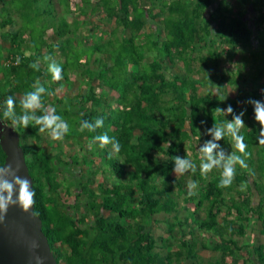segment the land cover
<instances>
[{
	"label": "trees",
	"instance_id": "16d2710c",
	"mask_svg": "<svg viewBox=\"0 0 264 264\" xmlns=\"http://www.w3.org/2000/svg\"><path fill=\"white\" fill-rule=\"evenodd\" d=\"M14 1L0 0V8L5 12H0V25L18 23V29L3 32L12 38L9 41L16 53L12 59L7 58L0 75V105L9 95L18 100L39 78L52 93L45 95L42 103L55 106L69 123L64 139L49 144L52 149L40 146L44 134L34 124L15 129L35 186L34 207L58 263L161 264L162 258L164 264H190L198 256V243L191 239L196 230L189 229L186 234L187 220L179 215L183 195V208L189 211L196 227L218 236L214 250L223 255L241 252L243 263L235 260L236 264H246L256 252L258 262L264 264V243L254 245L251 251L249 245H240L236 238L246 234L252 218L261 222L264 235V146L255 143L258 123L251 122V129L242 130L250 153L246 158L249 168L237 169L230 187H219L216 169L207 177L197 170L191 175L193 180H199L197 188L189 195L181 175L172 171L176 155H187L199 164L197 143L210 138L205 129L214 120L220 122L215 112L217 106L231 104L236 112L246 109V121L253 109L245 101L263 100L256 86L264 88V82L258 83L264 77V0H241L242 11L234 10L224 0H148V4L147 0H58L60 10L55 0H43L48 8L32 9L37 15L17 8ZM21 1L29 5L41 2ZM247 9L256 14L254 25L246 16ZM16 13L19 21L15 19ZM37 16L47 21L43 36L47 41L36 51H32L34 44L30 41L25 47H31L30 55L20 54V63L16 64V55L22 51L21 39L29 31L21 20ZM81 16L89 17L92 40L87 41V35L81 34ZM96 17H101V23ZM37 20L31 21L33 25ZM103 22L109 27L97 35ZM49 29L57 36L56 44L49 40ZM74 38L77 44L82 38V54L73 50ZM254 44V50L250 49L254 65L249 68L245 51ZM42 47L48 52L43 53ZM55 47L63 51V79L69 78L68 66L75 64L77 68L72 72L82 78V87L53 99L56 84L60 85L62 80L52 81L42 66L32 76L29 64L40 56H53ZM240 51L242 55L237 58ZM164 56L171 66L184 68L183 72L168 71ZM224 57L229 63L238 61L236 75L242 84L250 81V92L244 85L238 86L234 95L229 94V85L234 83L231 71L227 69L219 76L215 70ZM251 69L254 72L248 76ZM215 80L217 94L209 89L200 92V84ZM104 86L116 92L117 98L103 94ZM16 111L19 113V107ZM97 116L104 117V128L97 132L108 131L120 142L119 153L111 158V145L103 149L96 144L90 146L95 133L79 130L80 120ZM4 121L10 124L9 120ZM66 139L76 140L83 154H71L64 159L62 144ZM33 142L39 146L35 147ZM220 143L227 151L234 150L230 138ZM5 157L0 142V163L5 162ZM104 164L114 176L108 183L105 179L95 180L99 173L107 174ZM76 166L81 167L78 175L73 171ZM82 166H87L89 172L83 171ZM59 173L64 177L59 178ZM242 183L246 185L244 190L237 187ZM70 196L72 201L68 200ZM190 202L195 203L193 210ZM203 208L205 217H199ZM159 214H164L163 218L156 217ZM159 220L166 224L160 238L153 231V224ZM222 260L206 264H224Z\"/></svg>",
	"mask_w": 264,
	"mask_h": 264
},
{
	"label": "clouds",
	"instance_id": "9594fccd",
	"mask_svg": "<svg viewBox=\"0 0 264 264\" xmlns=\"http://www.w3.org/2000/svg\"><path fill=\"white\" fill-rule=\"evenodd\" d=\"M227 5L228 0H224ZM25 55L29 53L25 52ZM41 59L46 65V71L50 74L52 81H61L63 79V64L58 62L51 55H44L37 58L29 64V67L35 71L40 70ZM21 58L17 56L15 63L19 64ZM264 93V89L261 90ZM51 96L52 93L41 83L40 79L25 90L17 100L13 95L7 96L2 105H0V122L5 119L10 121V127L15 130L17 126L28 128L30 124L37 126L39 133L53 141H62L69 132L68 121L57 112L53 105H44L42 98ZM245 103L250 104L253 109V118L258 122V131L255 135V143L264 146V100L249 98ZM20 111L17 113L16 108ZM38 110L40 114H38ZM216 114L220 117L217 123L214 119L213 124L205 129V134L210 138L205 140L198 148L200 154L199 164L192 160L189 156H174L172 162V171L177 175H189L199 170L201 176L207 177L208 173L216 169L219 175L218 185L222 188L230 187L237 175V166L239 169H248L246 158L250 155L248 144L245 142L243 129H251L246 125L244 116L246 109L236 112L231 104L222 108H215ZM231 119H228V116ZM201 123H205L201 121ZM104 128V117L97 116L92 120L82 119L79 122V130L83 132L95 133L91 137V144H96L100 149L106 145H111V151L108 157L119 153L120 142L115 136H110L108 131L97 132L98 129ZM5 130L0 128V142L3 141ZM230 138V152L220 143L221 140ZM195 139V137H194ZM170 145V142L168 141ZM19 167H13L8 161L0 163V224L5 223L7 212L10 206H18L24 213L31 212L33 218L38 217L35 210V186L30 174L20 175ZM251 174V170H249ZM198 181L189 179L186 182L188 194H193L192 190L197 187ZM245 185L242 183L240 189L244 190ZM37 245H33L36 247ZM35 264H44V257L34 255L31 257Z\"/></svg>",
	"mask_w": 264,
	"mask_h": 264
},
{
	"label": "rangeland",
	"instance_id": "374dc122",
	"mask_svg": "<svg viewBox=\"0 0 264 264\" xmlns=\"http://www.w3.org/2000/svg\"><path fill=\"white\" fill-rule=\"evenodd\" d=\"M228 2H230L234 6V10H236V11H242L243 10V3L241 2V0H228ZM55 3L57 5V9L60 10L61 6L59 5L58 0H55ZM148 3H150V2L147 0V4ZM45 4L46 3L43 2V0H41V2L37 3L36 5H32V4L29 5V3H26V2L21 1V0L14 1V5L17 8L19 7L22 10H26L28 12H31L32 9L41 11L43 8H48V6H46ZM29 6H31V7H29ZM49 7H52V6H49ZM209 12H211V9L209 10ZM2 14L5 15V12ZM29 14L30 15H37L36 13H32V12ZM14 16H15V19H17L19 21V15L16 13ZM43 18H44V16H43ZM34 19H38V20L33 25V23L31 21ZM34 19L26 18V19L21 20V23L23 24L24 29L29 30L28 33L26 32V34L30 35L29 42L32 41L34 44V46H32V51H36L35 49L41 48V45L44 43V41H47L46 39L43 38L44 30L46 28L47 21L38 18V16H37V18H34ZM80 19H81L80 22H82V20H84L83 21L84 23L82 22V26H81V34L87 35L86 36L87 41H89V39L92 40L90 38V35H89V32H91V30H90L91 28H90V24H89V20H88L89 17H87V16L82 17L81 16ZM95 19H98L97 21L101 23V17H96ZM99 25L101 26V28H100V30H98L96 32L97 35H100L101 33H103L105 28L109 27L108 24L104 25V22H103V24H99ZM12 27H13V30L18 29V23L17 24L13 23V25L10 27L9 26H6V27L1 26L0 27V33L8 32ZM6 28H8L9 30H7ZM52 31L53 30H51V29L47 30V35H48L49 39H55V37H54L55 35ZM73 37H75V36H73ZM45 38H46V35H45ZM75 38H74L75 44H72V48L75 52L82 54L83 52H85L83 49L84 47L82 46V38L80 39L79 44H77V42L75 41ZM27 45H28V43L22 44V51L19 53V55H16V57L20 56V54L25 55L24 52L30 51L31 47H28L24 50L25 46H27ZM45 45H49V44L45 43ZM11 46L15 47L13 44H11ZM11 46H9L7 44L3 45L0 42V75H2L4 70H5V62H6L7 58L16 53V49L13 50V48ZM60 46L62 47V45H60ZM52 47H54V46H52ZM85 49H86V52H89V49H87V48H85ZM160 51H161V49H160ZM62 53H63V51H62ZM161 54L164 55L163 50L161 51ZM29 55H30V53H29ZM95 55H98V53H96ZM25 56H28V55H25ZM53 56L58 62H62V64H65L64 63V55L60 54L58 49H57V52L56 51L54 52ZM39 58H42V57L40 56ZM164 58L166 59L165 64L169 68L168 71H171V72L175 71L178 73L183 72L184 68H179L178 66H171L169 64L170 62H169L168 58L165 56H164ZM70 61H72V59H70ZM195 64L197 65L196 62H195ZM41 66L46 68V65L44 64L42 59H41ZM73 68L74 69L77 68L75 64L72 66H70V65L68 66L66 72H67V75L69 78L68 79H62L61 86H63V87L59 88V86H57L56 91L53 94L52 98L53 97L55 98L57 95H59V94L61 95L63 93H66L67 94L66 96H68L69 94L74 92V91H72L73 86H78L77 89L80 90V88L82 86L78 85L77 82L80 80L82 81V78L75 76V73L72 72ZM217 68H219V66H216L215 70H217ZM35 72H36L35 70H32V76L34 75ZM74 72H75V70H74ZM72 73H73V76H72ZM194 77L198 78L196 74H194ZM214 83H215V81L211 82L210 84H205V83L200 84L199 85L200 86V92H205L209 89L214 93V87H213ZM52 85H53V83L51 84V86ZM96 85H97V88L99 90H101L100 87H98L97 81H96ZM102 89H103L102 90L103 94H105L106 92L110 93V97L111 96L115 97L114 95H117L116 92L109 90L107 86H104V88H102ZM0 123H5V121H2ZM5 125L8 126V124H5ZM9 128L12 129L10 126H9ZM203 142H204L203 140H200L197 143L198 147H200V145H202ZM33 143H34L35 147L39 146V144L37 142H33ZM51 143L54 144L55 142L53 140H50L46 136V134H44V138L40 142V146H46L49 149H52L49 146V144H51ZM87 147H89V145ZM188 147L189 146H187V150H188V152L191 153L190 148H188ZM62 148L65 149V152H66L65 154H63L64 159H68V156L71 154H76V155L81 156L84 152V151H81V147H80L79 143H77L76 140H68V139L64 140L63 144H62ZM98 165H100V164H98ZM104 166H105V169L107 170V174L103 175L102 173H99L97 176H95V180L105 179V181L108 183L109 182L108 179L114 178V176H112V173H110V171H108L107 165L104 164ZM237 167H238L237 169H239V166H237ZM79 168H81V167L76 166L75 168H73V171L77 175L79 174ZM82 170L89 172V168L87 166H82ZM103 176H105V178ZM208 176H210V175H208ZM58 177L63 178L64 174L59 173ZM181 178L185 182V188H186V182L189 179H193L192 176L189 177V175H187V174H185L184 176H181ZM197 181H199V180H197ZM239 186L240 185H237V187H239ZM195 189H193L192 191H194ZM186 190H187V188H186ZM72 199H73V197H71V196L68 198V200H70V201H72ZM180 201H181V205H180L179 215H180V217L185 218L187 220V222L185 224V228H186L185 233L187 234V231L189 229H192V228L196 230V234H194V236H192L191 239L197 241V243H198V256L196 259L190 260L189 261L190 264H206L208 261H215L219 258L223 259L222 261L224 264H236L234 262L235 260L239 261V263H243V256H242L241 252H239V251H236L235 253H233V255H223L222 251L214 250L213 249L214 241L219 239L218 236H216L215 234L213 235L211 233V231H204V230L198 229L196 227V224L194 222H192V220L189 216V211L186 208H183V203H184L183 202V195L180 198ZM188 204H189V207L191 210H193L195 208L194 202H190ZM82 208L84 209V206ZM163 216H164V214H159L156 217L163 218ZM198 216L199 217H205V208H203L201 210V212H199ZM231 217H233V216H231ZM165 229H166V224L160 220L153 224V231L158 236V238H160L165 233ZM246 229H247L246 230L247 232L244 236H236V238L238 239L240 245L247 244L250 246V250L253 251L252 247L254 245H257L261 242L264 243V235L261 232V222L256 218H252L248 222ZM171 236L173 238H175L174 234H171L170 237ZM247 256H249V254ZM62 264H64V262H62ZM161 264H164V263H162V258H161ZM246 264H260L257 260L256 252H253V254L251 255V259L249 261H247Z\"/></svg>",
	"mask_w": 264,
	"mask_h": 264
},
{
	"label": "water",
	"instance_id": "95a60500",
	"mask_svg": "<svg viewBox=\"0 0 264 264\" xmlns=\"http://www.w3.org/2000/svg\"><path fill=\"white\" fill-rule=\"evenodd\" d=\"M5 133L1 142L6 154L4 163L18 166L20 175L30 174L19 133L13 129ZM34 255L44 257V264H59L43 231L41 217L33 218L31 212L10 206L5 223L0 224V264H35L31 259Z\"/></svg>",
	"mask_w": 264,
	"mask_h": 264
},
{
	"label": "crops",
	"instance_id": "0c3cea01",
	"mask_svg": "<svg viewBox=\"0 0 264 264\" xmlns=\"http://www.w3.org/2000/svg\"><path fill=\"white\" fill-rule=\"evenodd\" d=\"M248 11H247V18L249 19V22L250 23H252L253 25H254V19H255V17H256V14L255 13H253V11H251V10H249V9H247ZM16 11V10H15ZM0 12L1 13H3L4 12V10H2L1 8H0ZM0 21H2V18H1V16H0ZM13 24H9V25H7V26H12ZM0 27H1V25H0ZM6 27V26H5ZM7 30H9L8 28H6ZM12 30H13V27L11 28ZM28 33V32H27ZM55 37V39H49L51 42H55V44L57 43V41H58V39H57V36H54ZM29 38H30V35H28V34H24V37L21 39V41H23V44H27V43H29ZM12 39V38H11ZM10 39V37L8 36H6L5 34H3V32L2 33H0V42L4 45V44H7V45H9V46H11V42L9 41V40H11ZM254 43H256V42H254ZM11 47H13V46H11ZM26 47V46H25ZM254 47H255V44H254V46H252V47H248L247 49L248 50H246L245 52H246V58L247 59H245V61H246V63H247V66L250 68V66H253L254 64V60H253V56H251V50H254ZM252 48V49H251ZM26 48H24V50H25ZM55 49H56V47H55ZM239 49V48H238ZM251 49V50H250ZM13 50H14V48H13ZM61 50H62V48H58V51H59V53L61 54L62 52H61ZM45 52H48V49L47 48H43V53H45ZM56 52H57V49H56ZM241 52V51H240ZM240 52H238L237 53V58H240L241 57V55H242V52H241V54H240ZM25 53V52H24ZM27 53H31L30 51H27ZM8 58H13V55L12 56H10V57H8ZM238 63V61H235V62H233V63H229L227 60H226V57H224V59H222V61H221V63H220V68L218 69V70H216V73H218L219 74V76L221 75V73L222 72H225L227 69L228 70H230L231 71V77L230 78H232L233 79V81H234V83H231V85H229V88H228V92H229V94H231V95H234L235 93H236V91H237V89H238V86H247L246 87V91L247 92H250L249 91V89H250V87H251V83H250V81H248V82H246L245 84H242L241 83V80H239V78H238V75H236V70L238 69V66H239V64H237ZM254 72V70L253 69H251L250 70V72H248V76L249 75H251L252 73ZM218 76V75H217ZM218 76V77H219ZM218 77H216L215 79H217ZM81 81V80H80ZM80 81H78L77 83H78V85H80V86H82L81 85V83H80ZM262 82H264V77H262V78H260V80H258V83H262ZM57 86H59V88H61V87H63V86H61V84L59 85V84H57ZM56 86V87H57ZM84 86V85H83ZM218 85H217V82H216V80H215V83H214V94H217V92H218V87H217ZM78 88V86H73V89H72V91H75V92H77V89ZM256 88H259V91H260V93L262 94V97H263V100H264V93H262V88L260 87V86H256ZM264 89V88H263ZM116 98H117V96L116 95H114ZM113 104H116L115 103V101L113 102ZM251 122H253V123H258V122H256L255 120H254V118H253V115H251V118H249V120H246L245 121V123H246V125H248L249 127H250V125H251ZM247 129V128H246ZM256 163H258L257 162V159H256ZM238 168V167H237ZM242 170V169H241ZM246 186V185H245Z\"/></svg>",
	"mask_w": 264,
	"mask_h": 264
},
{
	"label": "flooded vegetation",
	"instance_id": "af4514ba",
	"mask_svg": "<svg viewBox=\"0 0 264 264\" xmlns=\"http://www.w3.org/2000/svg\"><path fill=\"white\" fill-rule=\"evenodd\" d=\"M0 128H3L6 131L7 126L6 125H3L2 123H0Z\"/></svg>",
	"mask_w": 264,
	"mask_h": 264
},
{
	"label": "bare ground",
	"instance_id": "6f19581e",
	"mask_svg": "<svg viewBox=\"0 0 264 264\" xmlns=\"http://www.w3.org/2000/svg\"><path fill=\"white\" fill-rule=\"evenodd\" d=\"M3 125H5L6 123H2ZM9 126H10V124H8V126H7V129L6 130H9L10 128H9Z\"/></svg>",
	"mask_w": 264,
	"mask_h": 264
},
{
	"label": "built area",
	"instance_id": "2783aa9c",
	"mask_svg": "<svg viewBox=\"0 0 264 264\" xmlns=\"http://www.w3.org/2000/svg\"><path fill=\"white\" fill-rule=\"evenodd\" d=\"M10 62H11V60H8V61H7V64H9Z\"/></svg>",
	"mask_w": 264,
	"mask_h": 264
}]
</instances>
